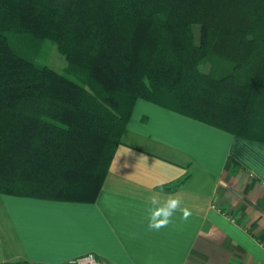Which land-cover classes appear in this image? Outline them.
Here are the masks:
<instances>
[{
	"label": "trees",
	"instance_id": "obj_1",
	"mask_svg": "<svg viewBox=\"0 0 264 264\" xmlns=\"http://www.w3.org/2000/svg\"><path fill=\"white\" fill-rule=\"evenodd\" d=\"M137 98L264 142V0H0V193L94 201Z\"/></svg>",
	"mask_w": 264,
	"mask_h": 264
},
{
	"label": "crops",
	"instance_id": "obj_2",
	"mask_svg": "<svg viewBox=\"0 0 264 264\" xmlns=\"http://www.w3.org/2000/svg\"><path fill=\"white\" fill-rule=\"evenodd\" d=\"M117 161V170H116ZM181 207L148 228L150 197ZM264 264V142L137 98L97 197L0 193V264Z\"/></svg>",
	"mask_w": 264,
	"mask_h": 264
},
{
	"label": "clouds",
	"instance_id": "obj_3",
	"mask_svg": "<svg viewBox=\"0 0 264 264\" xmlns=\"http://www.w3.org/2000/svg\"><path fill=\"white\" fill-rule=\"evenodd\" d=\"M182 203V198L179 195L169 194L162 203L159 195L153 194L150 197L151 207L148 210V228L158 231L167 227L178 210L182 213V219L187 220L191 215V211L187 207H181Z\"/></svg>",
	"mask_w": 264,
	"mask_h": 264
},
{
	"label": "rangeland",
	"instance_id": "obj_4",
	"mask_svg": "<svg viewBox=\"0 0 264 264\" xmlns=\"http://www.w3.org/2000/svg\"><path fill=\"white\" fill-rule=\"evenodd\" d=\"M14 47L24 52L28 58H30L37 65H47L61 73L71 76L66 71L67 61L62 53H60L55 44L49 40H41L36 45L30 46L29 44H21L16 41H12Z\"/></svg>",
	"mask_w": 264,
	"mask_h": 264
},
{
	"label": "built area",
	"instance_id": "obj_5",
	"mask_svg": "<svg viewBox=\"0 0 264 264\" xmlns=\"http://www.w3.org/2000/svg\"><path fill=\"white\" fill-rule=\"evenodd\" d=\"M56 264H107V261L93 252H86Z\"/></svg>",
	"mask_w": 264,
	"mask_h": 264
}]
</instances>
